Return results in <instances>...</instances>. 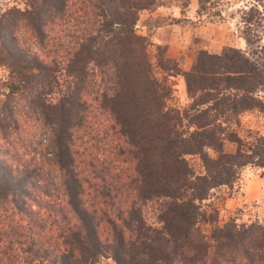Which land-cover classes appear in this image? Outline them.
I'll return each mask as SVG.
<instances>
[{"label":"trees","instance_id":"obj_1","mask_svg":"<svg viewBox=\"0 0 264 264\" xmlns=\"http://www.w3.org/2000/svg\"><path fill=\"white\" fill-rule=\"evenodd\" d=\"M4 1L0 264H264V224L212 202L248 166L264 177V2L239 11L248 50L182 69L138 32L168 0Z\"/></svg>","mask_w":264,"mask_h":264},{"label":"rangeland","instance_id":"obj_2","mask_svg":"<svg viewBox=\"0 0 264 264\" xmlns=\"http://www.w3.org/2000/svg\"><path fill=\"white\" fill-rule=\"evenodd\" d=\"M3 1L0 0V2ZM184 2L186 0L178 2L168 0L154 11H144L138 22V32L165 47L167 57L177 59L182 69L192 64L200 50L220 53L229 46L249 49L241 33L239 11L256 0H220L219 7L222 14L214 19L198 16L196 12L199 6L198 0H189V6L182 12ZM260 9L264 13L263 5ZM262 36V44H264V27ZM3 76L4 71L1 70L0 78ZM170 84L174 87V97L171 103L183 108L189 100L186 99L182 80L171 78ZM245 120L244 124L250 126V118ZM226 148L234 152L236 144L227 143ZM211 154L214 155L213 152ZM191 161L200 167L198 159ZM215 194L212 202L223 209L221 211L222 222L227 221L229 217H234L238 223L260 222L264 224V177L261 170L250 166L244 168L239 181L233 188L222 186L215 190ZM227 197L234 198L228 207L225 206ZM148 213L149 220L154 221L152 213L150 211Z\"/></svg>","mask_w":264,"mask_h":264},{"label":"crops","instance_id":"obj_3","mask_svg":"<svg viewBox=\"0 0 264 264\" xmlns=\"http://www.w3.org/2000/svg\"><path fill=\"white\" fill-rule=\"evenodd\" d=\"M190 66H191V63H190V65H189V67H190ZM189 67H187L186 69H188ZM233 199H234V198H232V197H227V198H226V205H225V206L228 207V204H229V203L231 202V200H233ZM238 199H239V198H238ZM226 207H225V208H226Z\"/></svg>","mask_w":264,"mask_h":264}]
</instances>
